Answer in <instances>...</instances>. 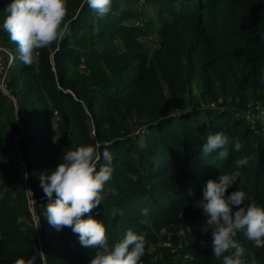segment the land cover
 <instances>
[{"label": "trees", "instance_id": "1", "mask_svg": "<svg viewBox=\"0 0 264 264\" xmlns=\"http://www.w3.org/2000/svg\"><path fill=\"white\" fill-rule=\"evenodd\" d=\"M125 1L113 0L109 13L99 16L85 0H68L70 35L41 49L33 66L20 58L10 82L17 103L0 89V264L31 258L34 264H90L95 249L82 246L71 228L57 230L46 222L48 199L39 179L55 169L64 151L81 145L98 144L101 153H112L107 194L90 215L106 225L110 245L128 229L143 234L142 264H155L148 247L161 239L177 249L183 244L191 254L186 259L170 252L161 264H223L212 254L208 217L194 202L207 180L235 171L237 159L246 156L249 163L226 196L240 190L245 206H264V111L249 108L253 101L264 107V0ZM134 1L155 10L161 46L153 55L139 41L152 21H134ZM10 3L0 0V37L14 51L17 44L2 29ZM116 38L136 58L124 56ZM220 97L229 101L218 102ZM247 109L255 124L242 115ZM217 132L229 138L223 159L224 149L202 151ZM237 140L240 151L234 149ZM23 163L31 192L18 178ZM105 164L102 158L97 167ZM31 195L43 227L48 223L52 230L45 258L37 250L36 229L19 222L32 220ZM237 239L246 250L245 264H264V247L242 234Z\"/></svg>", "mask_w": 264, "mask_h": 264}, {"label": "clouds", "instance_id": "2", "mask_svg": "<svg viewBox=\"0 0 264 264\" xmlns=\"http://www.w3.org/2000/svg\"><path fill=\"white\" fill-rule=\"evenodd\" d=\"M85 2L99 16H105L111 10L113 0ZM7 12L2 29L17 44L20 58L26 66L38 63L41 49L70 35L66 22L68 0H11ZM228 143L229 138L225 134H210L202 145V151L208 155L224 149L219 151V158L223 159L228 155L225 148ZM100 147L88 144L64 151L55 169L48 175H40L41 187L48 199L45 216L57 230L71 228L82 246L96 250L90 264H142L146 253L143 234L128 229L120 240L110 245L106 225L90 215L104 201L105 188L113 173L109 166L112 153L107 148L101 153ZM241 148L242 144L237 140L234 149L240 151ZM102 158L107 164L98 168ZM234 163L235 171L205 182L203 198L198 202L208 217L206 224L212 230V254L217 259L223 258V264H245L246 250L237 239L238 234L254 242L256 247H264V206L257 205L255 201L245 206L246 193L240 190L226 196L249 159L245 156ZM24 177L27 179V173ZM147 212L145 208L143 214L147 215ZM187 229L191 231L190 227ZM34 262L35 258H31L27 264Z\"/></svg>", "mask_w": 264, "mask_h": 264}, {"label": "rangeland", "instance_id": "3", "mask_svg": "<svg viewBox=\"0 0 264 264\" xmlns=\"http://www.w3.org/2000/svg\"><path fill=\"white\" fill-rule=\"evenodd\" d=\"M133 8H134V14H135L134 17L136 18V20H134L135 22L138 21L139 23L142 24V22L145 23L147 21H149V22L152 21V27L149 29V31L146 35L141 36L139 38V41L141 42V44L143 46V50H147L150 55H153L156 52V50L161 46V39H160L159 35L157 34V30H156V28L159 27V24H157L156 19H155V10H154L153 6L145 5L143 3V1H141L140 3H137V4L134 1ZM115 43L120 46L119 50L122 51L121 53H124V56H127L128 58H132V60L134 58H136V56H137L136 51L134 49H129V50L126 49L124 46V43L121 39L116 38ZM8 44H9L8 42L4 41L3 37H0V45L7 46L8 50H9V54H6L4 60H2V63H1L3 68L0 70V86H1L0 89L5 96H7V97L9 96L13 100L14 103H17V98L13 94V90H12V87L10 86V82H11V80H12L11 78L13 77V74L15 72L14 70L17 71V67H18L19 60H20V56H19L20 52L18 50V47H16V48L14 47L15 50L13 51L11 46ZM85 48H87V47H85ZM82 67L84 68L85 66L82 65ZM3 83H5L6 85L2 86ZM223 101L228 102L229 100L226 101L223 97H220V99L218 100V102H223ZM212 103H214L213 100H212ZM17 106H18V104H17ZM253 106L255 108H257L260 111V113L262 110L264 111V107L261 106V104H259V103L255 104V102L253 101L250 103L249 108L251 109ZM18 109H19V106H18ZM248 109L245 111L242 110L241 113H242V115H244V117L247 120L249 119V120H251L252 123L255 124L256 123L255 121L257 119L254 118V116L252 115V113H250L248 111ZM19 110H18V121L21 122V117H19V113H20ZM24 119L29 120V119H31V117L28 114H25ZM261 120H263L262 116H261ZM52 121H53L56 129L57 128L59 129L60 122H59V118L56 116V113H53ZM92 134H93V132H92ZM260 135L264 136V131ZM72 138H73V135L70 136V139H72ZM18 140H19V138L16 139L15 148L17 151L16 155H18V157L21 161L20 152H19L20 147H19V141ZM54 143H55L56 147H58V149L61 150V147L59 145L60 142H59V133L58 132H56L54 135ZM60 153H62V150L60 151ZM40 160L43 161L44 157H40ZM25 173H27V179H25V177H24ZM20 177L24 179V182L27 185L28 190L31 192L30 177H29L28 170H27L25 163H23V165H22V168L20 171V176L18 174V178H20ZM16 185H17V183H16ZM199 195H200V196H198L199 198L194 202V204L197 208H200L198 202L203 198V191H201V193ZM36 216L38 217V219L36 221L34 220V216L32 215V220L27 221V220H24L21 218V219H19V222L20 223L27 222L29 225L31 224L36 229V231L38 233L37 234V236H38L37 250L40 253V255L43 256V258H45V255H46L45 244H46L47 240H49L51 238L52 230H51L48 223L46 224L45 227H43L44 226L43 217L41 220L40 216H38L37 214H36ZM47 221L48 220L46 219V222ZM21 226H22V228H25V226H23L22 224H21ZM163 234L166 235L167 231H164ZM72 240H75V239H72ZM198 240H201V239L199 238ZM164 248H166L168 250L167 253L165 252ZM178 248L179 249H177V247H174L168 240L161 239L160 241H158L155 244L154 243L150 244L148 247V251L151 254L152 262H154L155 264H161L162 262H165L167 260L166 258L168 257V254H170V252L172 254H176L177 256L179 255L178 258H186L187 259L191 256L190 250L189 251L183 250V244H181ZM72 249L75 250V241L72 242Z\"/></svg>", "mask_w": 264, "mask_h": 264}, {"label": "built area", "instance_id": "4", "mask_svg": "<svg viewBox=\"0 0 264 264\" xmlns=\"http://www.w3.org/2000/svg\"><path fill=\"white\" fill-rule=\"evenodd\" d=\"M6 54H9V50L7 46L0 45V70L3 68L1 63H2V60H4ZM5 85H6L5 83L2 84V86H5ZM31 199H30V202L32 204L31 212H32V215L34 216V220L36 221L38 217L36 216L35 210L33 207V204L35 203L36 199L33 196H31Z\"/></svg>", "mask_w": 264, "mask_h": 264}]
</instances>
